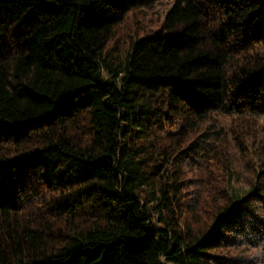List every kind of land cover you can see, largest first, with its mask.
I'll return each instance as SVG.
<instances>
[{
  "label": "trees",
  "instance_id": "16d2710c",
  "mask_svg": "<svg viewBox=\"0 0 264 264\" xmlns=\"http://www.w3.org/2000/svg\"><path fill=\"white\" fill-rule=\"evenodd\" d=\"M157 1L0 0V264H264V167L197 229L185 172L223 133L171 143L216 112L264 121V0H174L110 56Z\"/></svg>",
  "mask_w": 264,
  "mask_h": 264
},
{
  "label": "rangeland",
  "instance_id": "374dc122",
  "mask_svg": "<svg viewBox=\"0 0 264 264\" xmlns=\"http://www.w3.org/2000/svg\"><path fill=\"white\" fill-rule=\"evenodd\" d=\"M173 3L174 0H159L150 6L129 11L124 20L114 28L105 48L106 52L113 58L124 59L138 37L160 29L166 12ZM198 126L196 131L187 136L177 134V140L171 142L175 146L174 156V153L190 144L210 126L223 133L214 158L209 156L211 161L202 162L197 168L187 169L185 172L188 180L185 197H190L198 190L201 201L194 213L185 211L182 218L197 229L212 223L216 212L229 200L231 194L246 193L254 182L257 170L264 167L263 119H244L236 114L216 112ZM164 136L163 144H168V137ZM195 185L200 187L197 189ZM254 254L256 250L250 245L220 252L221 256L237 258L242 255L248 264H260L253 262Z\"/></svg>",
  "mask_w": 264,
  "mask_h": 264
}]
</instances>
